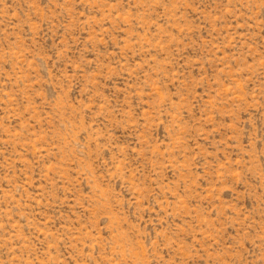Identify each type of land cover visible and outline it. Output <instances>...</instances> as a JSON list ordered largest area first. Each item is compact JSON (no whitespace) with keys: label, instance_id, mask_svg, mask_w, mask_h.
I'll return each mask as SVG.
<instances>
[{"label":"rangeland","instance_id":"obj_1","mask_svg":"<svg viewBox=\"0 0 264 264\" xmlns=\"http://www.w3.org/2000/svg\"><path fill=\"white\" fill-rule=\"evenodd\" d=\"M0 264H264V0H0Z\"/></svg>","mask_w":264,"mask_h":264}]
</instances>
